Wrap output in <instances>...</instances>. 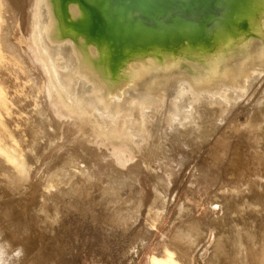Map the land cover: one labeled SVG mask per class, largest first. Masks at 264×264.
Here are the masks:
<instances>
[{"label": "rangeland", "instance_id": "rangeland-1", "mask_svg": "<svg viewBox=\"0 0 264 264\" xmlns=\"http://www.w3.org/2000/svg\"><path fill=\"white\" fill-rule=\"evenodd\" d=\"M21 1L24 18L11 23L8 46L0 44V264H149L167 251L179 264H264V69L218 102L184 104L193 91L179 84L163 89L161 103L131 92L122 106L103 104L96 80L76 73L79 86L49 97L45 0ZM124 112L131 114L117 117ZM110 148L131 163L104 158ZM151 171L161 184L157 196ZM182 200L192 212L178 216ZM233 204L239 208L229 213L241 218L223 217ZM212 213L220 217L214 223ZM198 219L209 221L199 234L174 237ZM234 221L251 236L233 232ZM216 230L227 231L225 250L237 259L221 245L218 253L208 248Z\"/></svg>", "mask_w": 264, "mask_h": 264}, {"label": "bare ground", "instance_id": "bare-ground-1", "mask_svg": "<svg viewBox=\"0 0 264 264\" xmlns=\"http://www.w3.org/2000/svg\"><path fill=\"white\" fill-rule=\"evenodd\" d=\"M0 4L6 13L0 16L3 48L9 44L11 23L18 15L23 19L24 11L21 0H0ZM42 4L45 5L43 18L46 23H43L41 46L47 51L46 69L49 64L53 68L47 70L46 75L49 97L54 96L56 89L60 88L56 91V96L60 97L63 88L79 86V80H73L72 73H76L83 81L96 80L93 93L103 104L114 101L122 106L127 103L123 96L131 92L139 98L161 103L167 89L179 84L193 91L192 100L183 97L184 104L192 102L194 105L204 100L218 102L226 99L229 92L250 87L252 80L264 69V0H45ZM35 47L36 40L33 49L29 47L28 51L32 49L35 54L39 53L40 49ZM49 101L47 108L60 118L61 113L53 101ZM179 111L182 113L183 110ZM127 113H119L117 117H126ZM201 113L198 115L202 116ZM169 114L176 116L175 110ZM186 116L184 114L182 118ZM127 131L131 135L130 130ZM135 137L142 138L139 134ZM106 154L115 155L124 166L131 163L130 158L116 149H107L104 158ZM239 158L240 153H233V160ZM152 172L149 177L153 178L154 196H157L161 184ZM258 198L264 199V193ZM156 200L157 197L154 202ZM232 208L239 207L233 204L223 208V217L241 218L229 213ZM185 210L192 212V205L182 200L178 205V216L186 215ZM213 219L220 217L212 213L211 220L216 222ZM257 219L254 218V223ZM207 223L198 219L181 225L175 230L174 237L198 233V227ZM248 229L247 224L234 221L231 230L251 236ZM237 236L234 234V238ZM227 237V231L216 230L206 237L207 246H212L218 253L221 245L223 252L237 259V253L225 250ZM234 241L238 242L237 239ZM167 252L165 258L151 255L149 264H179L172 258V252Z\"/></svg>", "mask_w": 264, "mask_h": 264}]
</instances>
